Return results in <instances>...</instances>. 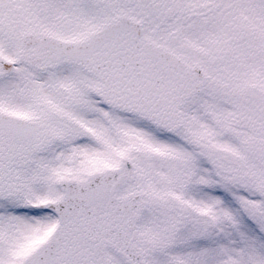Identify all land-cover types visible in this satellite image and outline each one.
I'll use <instances>...</instances> for the list:
<instances>
[{
    "label": "snow or ice",
    "instance_id": "6c2138e0",
    "mask_svg": "<svg viewBox=\"0 0 264 264\" xmlns=\"http://www.w3.org/2000/svg\"><path fill=\"white\" fill-rule=\"evenodd\" d=\"M0 264H264V0H0Z\"/></svg>",
    "mask_w": 264,
    "mask_h": 264
}]
</instances>
